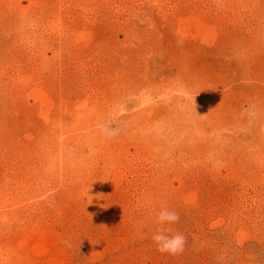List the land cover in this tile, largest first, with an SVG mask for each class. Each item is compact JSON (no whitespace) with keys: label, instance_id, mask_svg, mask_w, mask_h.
Instances as JSON below:
<instances>
[{"label":"rangeland","instance_id":"1","mask_svg":"<svg viewBox=\"0 0 264 264\" xmlns=\"http://www.w3.org/2000/svg\"><path fill=\"white\" fill-rule=\"evenodd\" d=\"M0 264H264V0H0Z\"/></svg>","mask_w":264,"mask_h":264},{"label":"clouds","instance_id":"2","mask_svg":"<svg viewBox=\"0 0 264 264\" xmlns=\"http://www.w3.org/2000/svg\"><path fill=\"white\" fill-rule=\"evenodd\" d=\"M179 219L178 213L174 210L162 208L156 217V222L160 225H171L178 222ZM170 232V228L161 227L153 234L152 240L155 242L157 250L172 255L183 252L186 242L185 237L180 233L169 234Z\"/></svg>","mask_w":264,"mask_h":264}]
</instances>
